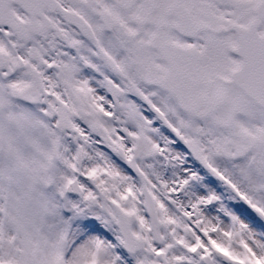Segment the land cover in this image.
Instances as JSON below:
<instances>
[{"label":"snow or ice","instance_id":"snow-or-ice-1","mask_svg":"<svg viewBox=\"0 0 264 264\" xmlns=\"http://www.w3.org/2000/svg\"><path fill=\"white\" fill-rule=\"evenodd\" d=\"M0 264H264V0H0Z\"/></svg>","mask_w":264,"mask_h":264}]
</instances>
